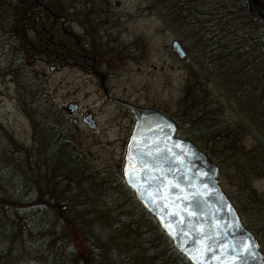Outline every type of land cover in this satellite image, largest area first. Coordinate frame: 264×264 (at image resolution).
Wrapping results in <instances>:
<instances>
[{"label": "rangeland", "instance_id": "rangeland-1", "mask_svg": "<svg viewBox=\"0 0 264 264\" xmlns=\"http://www.w3.org/2000/svg\"><path fill=\"white\" fill-rule=\"evenodd\" d=\"M235 1L240 3L200 0L195 22L183 2L108 0L113 16L96 27L105 47L96 55L95 71L73 63L55 66L36 53L29 70L15 75L0 73V171L10 172L22 192L11 194L14 204L22 209L16 218L12 215L16 223L8 226L20 230L23 225L19 222L26 225V251L38 254L37 264H69L66 247L73 249L72 257L80 264L87 260L89 264H185L155 218L126 182L116 177L122 165L124 139L132 126L131 113L116 98L153 105L172 118L193 116L188 109L194 105L198 113L199 108L210 110L214 124L239 122L250 116L256 129L264 131L263 52L254 49L220 54L221 44L210 39V27L204 25L226 6H238ZM67 26L79 27L78 23ZM6 38L0 30L2 65L12 55L10 45L2 41ZM173 39L185 49L183 58L172 49ZM203 40H209L206 49L202 48ZM195 70L199 86L188 81L189 73ZM230 94L241 108L229 101ZM70 102L78 105L72 115L89 110L98 127L92 129L84 122L74 125ZM55 120L64 124L65 138H69L63 149L80 152L81 163L75 164L77 161L66 155L68 162L63 163L67 166L56 171L52 182L41 175L31 179L24 167L27 147L34 141L36 146L41 143L45 123ZM201 128L193 120L182 122L177 134L184 136L198 129L194 142L202 148ZM240 139L244 151L256 145L251 133H243ZM256 159L253 155L250 163H245L249 168H260L251 175L244 172L245 180L258 193L252 195L239 178V167L244 163L237 162L234 155L218 153L212 157L219 166L223 189L244 225L256 233L264 254V163H255ZM14 173L21 176L20 180ZM1 201L6 199L0 197ZM7 218L1 211V227ZM6 246V241H0L1 249ZM23 258L27 256L22 253L19 259ZM7 261L15 264L11 258Z\"/></svg>", "mask_w": 264, "mask_h": 264}, {"label": "trees", "instance_id": "trees-1", "mask_svg": "<svg viewBox=\"0 0 264 264\" xmlns=\"http://www.w3.org/2000/svg\"><path fill=\"white\" fill-rule=\"evenodd\" d=\"M173 1H178L181 4L183 2V6L186 4L185 7L192 14L190 18L192 20L194 18L196 22V19L199 18L200 0ZM88 2L92 3L88 4ZM107 3L108 0H0V30L7 35V38L2 41L8 43L12 51L9 62L5 65L0 64V73L15 75L18 71L29 70L27 68L33 65L30 62L31 58L36 53L44 56L49 63L55 66L73 63L84 70L91 69L95 71L93 63L97 60L96 55L103 52L105 47L102 44L103 42H101V36H99L96 27L107 23L113 16V12H109L110 7ZM235 4L238 6L234 8L230 4L224 10H221L220 14L215 16L216 18L211 16L209 20L204 21V25L210 27V32H208V35L212 37L210 39H218L219 44H221L220 54L224 52L229 55L230 51L234 53H239L240 51L253 52L254 49H258L264 55V17L252 15L247 9L246 0H240V3L235 1ZM239 7L242 8L241 11L238 10ZM66 23L68 25L78 23L79 27L76 29L73 26L65 27ZM207 43L203 40L202 48L206 49ZM195 77H198L196 70L193 73H189L188 81L191 85L196 83L199 86V81H196ZM197 93L199 94V87ZM232 95L230 94L228 97L230 98L229 101L239 107ZM193 106H189L188 109L193 113V116L186 115L183 118L177 116L173 118L174 121L180 124L193 120L199 123V128L202 126L201 130H199V138L205 142V147L201 149L210 159L220 153L221 155H234L237 162L240 160V163H244L243 168L239 167L242 171L239 176L241 184L246 192L257 195L258 193L255 189L245 180L244 172L246 171L251 175L252 170L260 169L249 168L245 165V163H250L253 155L257 158L255 163H264V131L256 129L250 116H246L245 119L239 122L214 124L213 122L216 119L214 120L210 110L204 112L203 108H199L198 113V107ZM239 129L243 130L239 132ZM197 132L198 129L183 137L194 142ZM246 132L252 134L256 145L252 149L244 151L245 145L240 138ZM36 136L37 133H34V137ZM57 142L61 145L65 144L61 139ZM216 142L219 144L218 148L215 146ZM21 146L26 147L23 144ZM29 146L27 147L30 148L27 151L29 156L26 157V165L24 164L26 171L30 173L28 175L29 178L37 179L41 175L46 182H52L51 177L56 175V171L67 166V163H62L65 162V158L62 156L60 163H44V165L38 163L40 160L38 153L39 144L36 146L34 141ZM245 156L247 157L246 160ZM12 178L13 176L10 172L5 171L4 173L0 171V197L6 199L5 202H0V207L7 209L4 212L0 208V212L2 211L5 216H8L7 223L4 226L2 225V227L0 226V236H4L0 237V241H6L7 244L5 250L0 248V264H8L7 260L9 258L14 260L15 264H37L35 256L38 254L26 251V225L19 222L23 225L20 226V230L8 226L11 222L16 223L11 220L12 215L16 218L17 211L22 209V206L15 205L12 200L11 194L20 195L22 193L17 188V182ZM15 178L20 180L21 176L17 174ZM1 215L3 214L1 213ZM241 220L243 222L242 218ZM155 224L159 226L157 221ZM253 233L256 235L255 232ZM171 245L177 251L172 243ZM66 250L69 258L67 262L69 264H80L78 258L72 257L73 249L66 247ZM22 253L27 258L20 260ZM179 254L185 264H191L181 253ZM86 264H89L88 260Z\"/></svg>", "mask_w": 264, "mask_h": 264}, {"label": "water", "instance_id": "water-1", "mask_svg": "<svg viewBox=\"0 0 264 264\" xmlns=\"http://www.w3.org/2000/svg\"><path fill=\"white\" fill-rule=\"evenodd\" d=\"M264 16L262 0H247ZM172 49L183 58L177 39ZM135 123L123 163L126 184L191 264H264V254L223 189L219 166L158 108L129 104ZM89 125L94 126L93 117Z\"/></svg>", "mask_w": 264, "mask_h": 264}, {"label": "flooded vegetation", "instance_id": "flooded-vegetation-1", "mask_svg": "<svg viewBox=\"0 0 264 264\" xmlns=\"http://www.w3.org/2000/svg\"><path fill=\"white\" fill-rule=\"evenodd\" d=\"M262 2L264 4L263 0H262ZM246 6H247V9L250 12L247 0H246ZM260 17H262V16H260ZM116 99L121 104H123L126 107V109L132 115V126L130 128L129 134L124 139L125 150H124L123 157H122L123 158L122 162H121L122 165L120 167V171L118 173H116L117 174V176H116L117 178L125 181L124 174H123L124 157H125V153H126V150H127L129 138L131 136L132 129H133V126H134V123H135V115H134L133 111L131 110V108L129 107V104L132 103V104H137V105H141V106H149V107H154V106L153 105H149V104L134 102V101H132L130 99H127V98H124V97H118ZM68 108H69L70 116H71L72 115L71 111L72 112L75 111L78 108V105H77L76 102H70L68 104ZM154 108H156V107H154ZM91 117H93V119H94V123H95L94 126H90L89 123H88ZM71 120H72L73 124L76 125V126H78L79 123H81V122L83 123L84 122L88 126H90L92 129H96L98 127L96 118L94 117L92 112L89 111V110L81 112L77 116L72 115ZM48 125L50 126L49 128H48ZM177 127H178V124H177ZM64 128H65L64 124H59L57 120L52 121V122L49 121V122L45 123L46 135L44 137L45 139L41 143H39L38 153H39V159L40 160H39L38 163H41L42 165H44V163H60L61 156L66 159V155H68L69 158L75 159L74 162L77 161L75 164L81 163L80 159L82 158V154L80 152L74 151V150L71 152V151H68L67 149L66 150L63 149V147H64L63 145H66L67 144L66 141L68 142V140H69V138H65ZM59 139L64 141L65 144H62V145L59 144L57 142V141H59ZM65 162H68V161L65 160ZM70 162H72V160H70L69 163ZM53 177L54 176L51 177V180H54Z\"/></svg>", "mask_w": 264, "mask_h": 264}]
</instances>
